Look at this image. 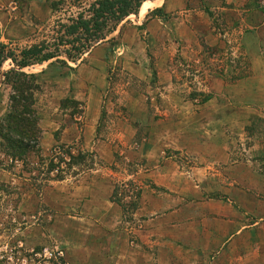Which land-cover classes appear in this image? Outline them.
Returning a JSON list of instances; mask_svg holds the SVG:
<instances>
[{"label":"rangeland","instance_id":"374dc122","mask_svg":"<svg viewBox=\"0 0 264 264\" xmlns=\"http://www.w3.org/2000/svg\"><path fill=\"white\" fill-rule=\"evenodd\" d=\"M153 1L23 70L40 153L0 147V264H264V0ZM94 2L0 0V45L54 51Z\"/></svg>","mask_w":264,"mask_h":264},{"label":"trees","instance_id":"16d2710c","mask_svg":"<svg viewBox=\"0 0 264 264\" xmlns=\"http://www.w3.org/2000/svg\"><path fill=\"white\" fill-rule=\"evenodd\" d=\"M153 3V0H95L86 13L79 14L70 24L62 26L60 44L54 51L51 50L52 45L43 43L16 55L7 54L6 46L0 45V69L8 60L15 66L4 75L6 85L11 88L8 112L0 120V147L4 155L24 163L31 154L40 153L42 133L36 95L41 91V86L37 84L35 75L23 70L57 59L61 47L65 48L63 53L66 57L76 62L94 45L105 41L127 18L137 15ZM51 166L52 172L55 166Z\"/></svg>","mask_w":264,"mask_h":264}]
</instances>
